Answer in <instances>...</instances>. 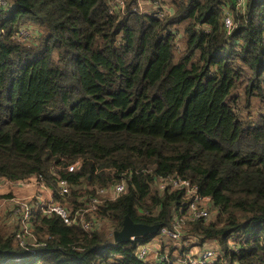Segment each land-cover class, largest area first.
<instances>
[{
  "label": "trees",
  "instance_id": "1",
  "mask_svg": "<svg viewBox=\"0 0 264 264\" xmlns=\"http://www.w3.org/2000/svg\"><path fill=\"white\" fill-rule=\"evenodd\" d=\"M149 2L0 0V182L36 178L94 221L38 211L25 245L0 222V264H185L209 241L212 264H264V0ZM176 176L213 203L181 223L196 244L161 239L150 260L156 235L116 242L127 217L174 227L184 196L156 185Z\"/></svg>",
  "mask_w": 264,
  "mask_h": 264
},
{
  "label": "built area",
  "instance_id": "2",
  "mask_svg": "<svg viewBox=\"0 0 264 264\" xmlns=\"http://www.w3.org/2000/svg\"><path fill=\"white\" fill-rule=\"evenodd\" d=\"M150 0H140L141 5L143 6L146 2L149 3ZM239 2H243V0H238ZM3 5L4 2L1 1ZM117 6L123 5V0H117ZM226 27L231 30L232 29V18H225ZM21 35L23 38H26L29 33L27 31H22ZM81 166V162H77L73 165L67 167L68 172H74ZM14 183L10 184L13 185ZM9 184L7 182H0V192L4 190V188H8ZM17 188H32L36 191L32 196H23V197H12L7 199L9 202V207H12V216L16 218V225L19 226L16 232V240L21 244L25 245L26 236L30 233L31 229H33V219L38 211H41L44 215L48 216H58L63 222L69 226L81 224L83 229L86 231H90L94 226V221H88L84 217L83 214L73 213L67 205L61 204L56 201L53 197L52 192L43 184V182L39 181L36 178L28 179L26 181L15 182L13 185ZM60 189V195L66 196L70 193V185L66 180H61L58 183ZM23 188V189H24ZM156 188L161 194L169 193L172 194L174 192H181L184 196L185 202L181 207L178 208L174 215V227L173 228H162L155 237L158 238V242L161 239L167 238L174 243L179 245H189L190 242L196 241L192 238L189 242L183 241L184 232L183 225H181L182 221L186 218L192 220H207L211 219L213 215V203L210 197L204 196L201 192L200 186L192 183L190 180L182 179L178 176L170 177L168 179L158 180ZM46 191V192H45ZM47 191L50 194H47ZM126 191V183L122 182L110 190L99 191L100 197L110 196L112 199H116L121 196ZM49 199V200H47ZM97 199L92 200L93 204L98 203ZM180 215L182 218L180 219ZM154 238V237H153ZM153 238L151 241L146 243H138V255L142 258H149L151 255L156 258L155 250L153 249L155 243H153ZM136 240V239H135ZM232 238L228 240L229 243L232 242ZM193 248H198L196 253L187 254L183 263L185 264H212L215 262L219 255H221V251L218 247L209 248L207 245L203 247H199L198 245ZM192 250V249H191ZM35 254V253H32ZM161 261V260H160Z\"/></svg>",
  "mask_w": 264,
  "mask_h": 264
},
{
  "label": "water",
  "instance_id": "3",
  "mask_svg": "<svg viewBox=\"0 0 264 264\" xmlns=\"http://www.w3.org/2000/svg\"><path fill=\"white\" fill-rule=\"evenodd\" d=\"M159 225H145L135 223L129 217L125 219L123 229L114 233V240L119 243H130L140 237L148 235H157L159 232Z\"/></svg>",
  "mask_w": 264,
  "mask_h": 264
},
{
  "label": "crops",
  "instance_id": "4",
  "mask_svg": "<svg viewBox=\"0 0 264 264\" xmlns=\"http://www.w3.org/2000/svg\"><path fill=\"white\" fill-rule=\"evenodd\" d=\"M8 186V185H7ZM27 192L29 193H35L34 189L30 188H25ZM23 188H17L13 185H9L8 188H4L0 192V222L5 223L9 227H15L16 226V218H14L12 214V207H9V202L7 201V198H12V197H18L17 195L20 192H23ZM47 194H50L49 191H47ZM28 196V195H27Z\"/></svg>",
  "mask_w": 264,
  "mask_h": 264
},
{
  "label": "rangeland",
  "instance_id": "5",
  "mask_svg": "<svg viewBox=\"0 0 264 264\" xmlns=\"http://www.w3.org/2000/svg\"><path fill=\"white\" fill-rule=\"evenodd\" d=\"M147 3V2H146ZM149 5H150V2L148 3ZM149 5H147V6H145L144 8H146V9H149ZM144 6V5H143ZM258 102L257 101H253V111H258ZM24 188V187H23ZM24 191L23 192H20L17 196H19V197H23V196H32V194L31 193H29V192H27V190L24 188L23 189ZM46 192V191H45ZM47 200H49V199H47ZM156 242H158V238H156V237H154L153 238V243H155V246H154V250L156 251L157 249H159V244H157ZM173 245H175L174 243H169L168 244V246L169 247H172ZM207 246L209 247V248H214V247H218L219 248V245H218V242L217 241H209V242H207ZM169 247H167L166 248V252L167 251H169ZM177 247H180V246H177ZM177 250V249H176ZM198 250V248H192V250H191V252H190V254H192V253H196V251ZM189 254V255H190ZM173 255H178V252L177 251H174V253H173ZM153 257H155V254H154V256L153 255H151L150 257H149V259L150 260H152L153 259Z\"/></svg>",
  "mask_w": 264,
  "mask_h": 264
}]
</instances>
